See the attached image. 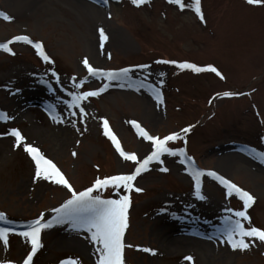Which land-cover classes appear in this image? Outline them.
<instances>
[{
	"label": "rangeland",
	"instance_id": "1",
	"mask_svg": "<svg viewBox=\"0 0 264 264\" xmlns=\"http://www.w3.org/2000/svg\"><path fill=\"white\" fill-rule=\"evenodd\" d=\"M200 2L204 20L193 0H182L183 8L170 0H38L26 7L0 0V12L11 17L0 16V42L11 41L14 53L0 50V113L7 115L0 119V223L16 229L7 233L6 244L0 239V264H23L31 243L22 229L37 218L56 217L54 209L73 190L135 171L153 150L137 125L161 138L180 134L168 146L183 151L150 161L132 181L142 191L108 185L93 193L130 197L125 264H264V242L245 237L249 248L233 249L225 231L232 226L228 218L237 219L235 210L248 213L241 218L245 227L264 229V4ZM90 6L103 11L101 19ZM100 28L107 36L103 42ZM21 34L39 41L51 59L45 61L34 44L11 40ZM85 58L105 74L91 75ZM184 61L200 71L180 67ZM118 69L128 71L107 77V70ZM100 89L70 105L71 93ZM13 128L25 137L21 143L52 160L71 189L36 177L35 161L16 145ZM108 132L137 160L122 156ZM237 149L249 155L250 167H221L219 159ZM193 168L204 170L201 192L218 202L214 212L196 195ZM208 170L255 200L244 209L241 197L229 194ZM40 239L31 264L98 262L100 245L91 231L69 220L42 229Z\"/></svg>",
	"mask_w": 264,
	"mask_h": 264
},
{
	"label": "snow or ice",
	"instance_id": "2",
	"mask_svg": "<svg viewBox=\"0 0 264 264\" xmlns=\"http://www.w3.org/2000/svg\"><path fill=\"white\" fill-rule=\"evenodd\" d=\"M107 2V0H105ZM134 5H140L145 2V0H131ZM170 2L178 4L181 8L185 5L182 3V0H170ZM248 3L256 5V4H264V0H248ZM195 12L200 16L201 20H204V15L201 10V2L200 0H193ZM193 5H189L192 7ZM110 15V14H109ZM0 16H4L6 19H11L6 13L0 12ZM100 32V40L103 42L107 39V36L104 32L103 28L99 29ZM12 41H24L30 44H34L37 49L39 55L45 60L48 61L51 58L44 52L43 46L39 41H33L29 38V36L21 34L17 36H13L11 38ZM11 41L0 42V50H4L10 54L13 53V48L9 46ZM83 63L87 66L88 71L91 75L95 76L99 74H105V70L94 68L87 60L84 59ZM169 63L177 64V61H169ZM180 67L183 68H191L195 71H199L200 67L195 64H190L187 61L179 62ZM140 67H145L141 65ZM205 67L216 71V69L212 65H206ZM122 73H127V69L119 70ZM55 76V74L53 73ZM106 75L109 79L119 78L116 75V70H107ZM58 79V78H57ZM100 90H93L90 92L82 91V92H73L71 93L72 100L70 101V105H77L79 102L86 97L91 95H98ZM225 95H230V93H225ZM159 98V95L157 96ZM81 112L84 111L83 108L80 109ZM0 119H7V115L5 113H0ZM136 124L135 121L132 122ZM191 126H189L190 128ZM105 128L107 129V121L105 120ZM137 129L140 135H142L145 139L152 141V151L143 158V160L138 161L135 171L131 173H121L110 177H104L103 179L98 178L92 187L85 189L84 191L76 192L73 190V195L71 198L66 200L59 208L54 209L57 213L56 217H52L48 222H45L41 218H37L32 221V226L26 229L22 235L30 238L31 250L27 253L26 258L23 260V264H31L33 255L37 252V249L41 247V239L40 234L41 230L44 228L51 227L52 223H62L64 220H69L73 222V226L78 229H88L91 231V239L97 242L100 247L97 249L98 253V262L97 264H125L123 257L124 243H123V234L128 224V207L130 204V197L128 195H123L119 199L108 198L104 199L98 195H91L93 188L105 187L108 185H113L116 187L123 186L125 189H131L135 187L132 184V181L135 179L136 175L140 172L147 169L150 161L160 160L162 153H168L171 155H175L178 151H183L182 149L178 150L173 147L168 146L169 141L176 140L178 138V133H170L163 138L159 136H154L149 134L146 130L140 128L137 125ZM187 129L183 130L186 131ZM11 133L16 137V145L22 146L24 149L28 151V153L32 156L35 161L36 177H43L48 180L58 181L60 184L67 185L71 189V184L65 179L63 173L59 168L50 160L48 157L43 155L40 150L34 147L30 143H21L25 140V137L21 134V132L13 128L11 129ZM111 135L113 142L116 144L117 149L120 151V154L126 158L131 160H137V156L135 153H129L124 151L115 134L108 132ZM264 160V153H262L259 157ZM162 162V161H161ZM167 171V168L164 169ZM204 170L192 169L193 178L195 180V189L196 195L200 199H205L206 197L201 192V179L200 177L203 175ZM208 175L215 177L222 184H224L229 194L235 192L237 195L241 197L244 202V209L250 205L252 201L255 200V197L248 191L240 188L236 184H234L231 180L225 179L223 176H220L217 172L213 170H208ZM136 191H142L141 188L135 187ZM233 211V210H229ZM235 217L237 219L232 220L229 217V221H231V227L225 229L227 232L228 243L231 244L233 249H247L250 246V242L245 239V237H257L260 241L264 242V229H261L256 226L245 227L243 224V219H248V213L245 210H235ZM0 219H5L3 214H0ZM16 229L14 228H0V239L4 241L6 244L8 242L7 233L14 232ZM137 247H140L137 245ZM149 252H155V249H146ZM188 260H192L191 256L186 257ZM11 264V262H9ZM63 264V262H62ZM73 264L75 262L73 261Z\"/></svg>",
	"mask_w": 264,
	"mask_h": 264
},
{
	"label": "bare ground",
	"instance_id": "3",
	"mask_svg": "<svg viewBox=\"0 0 264 264\" xmlns=\"http://www.w3.org/2000/svg\"><path fill=\"white\" fill-rule=\"evenodd\" d=\"M14 2L17 7H26V6H31V5L36 4L38 0H14ZM89 9L92 11V14L94 17H97L98 19L102 18L103 11L99 9L97 6H90ZM247 156L249 155L245 154L240 149L231 150V151L228 150L226 154L223 155V157L219 159L218 162H219V165L225 169H234V170L237 168L242 169V168H246L247 166L250 167V165L246 163ZM204 200L211 207V209H209L211 211L209 212H212V211L214 212L215 211L214 209L218 205V202H215L208 197H206Z\"/></svg>",
	"mask_w": 264,
	"mask_h": 264
}]
</instances>
